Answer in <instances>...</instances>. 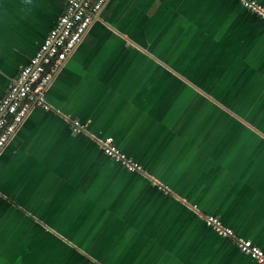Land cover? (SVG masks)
<instances>
[{
  "label": "crops",
  "instance_id": "0c3cea01",
  "mask_svg": "<svg viewBox=\"0 0 264 264\" xmlns=\"http://www.w3.org/2000/svg\"><path fill=\"white\" fill-rule=\"evenodd\" d=\"M64 6L0 0V99ZM45 100L0 152V264H259L203 221L264 252V22L238 0H107Z\"/></svg>",
  "mask_w": 264,
  "mask_h": 264
},
{
  "label": "built area",
  "instance_id": "2783aa9c",
  "mask_svg": "<svg viewBox=\"0 0 264 264\" xmlns=\"http://www.w3.org/2000/svg\"><path fill=\"white\" fill-rule=\"evenodd\" d=\"M106 2L107 0H65L62 12L36 48L34 55L19 69L0 99V152L33 107H39L44 111L52 109L45 100L46 89L89 28L97 21ZM238 2L242 8L264 22L263 5L255 0ZM68 123L73 133L86 131L87 124L78 119H68ZM95 141L104 155L128 171H142L141 165L120 151L111 136L96 138ZM157 187L164 193L169 192L166 186L159 183ZM192 208L195 210L196 206L192 205ZM203 221L217 235L230 239L242 254L259 264H264V252L252 241L235 235L218 217L205 214Z\"/></svg>",
  "mask_w": 264,
  "mask_h": 264
}]
</instances>
